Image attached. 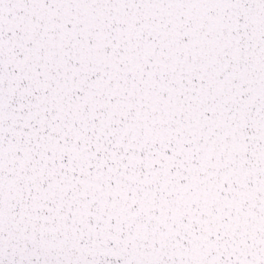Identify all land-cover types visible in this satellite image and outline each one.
<instances>
[{"label": "snow or ice", "instance_id": "6c2138e0", "mask_svg": "<svg viewBox=\"0 0 264 264\" xmlns=\"http://www.w3.org/2000/svg\"><path fill=\"white\" fill-rule=\"evenodd\" d=\"M0 264H264V0H0Z\"/></svg>", "mask_w": 264, "mask_h": 264}]
</instances>
